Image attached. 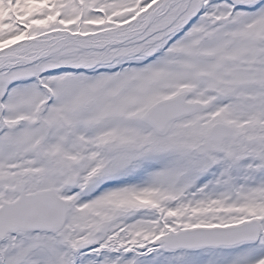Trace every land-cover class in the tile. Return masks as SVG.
<instances>
[{"label": "snow or ice", "instance_id": "snow-or-ice-1", "mask_svg": "<svg viewBox=\"0 0 264 264\" xmlns=\"http://www.w3.org/2000/svg\"><path fill=\"white\" fill-rule=\"evenodd\" d=\"M0 264H264V0H0Z\"/></svg>", "mask_w": 264, "mask_h": 264}]
</instances>
